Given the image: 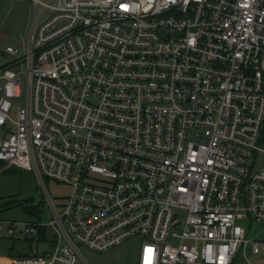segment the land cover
<instances>
[{
  "label": "built area",
  "instance_id": "2783aa9c",
  "mask_svg": "<svg viewBox=\"0 0 264 264\" xmlns=\"http://www.w3.org/2000/svg\"><path fill=\"white\" fill-rule=\"evenodd\" d=\"M31 1L0 68V162L37 174L53 219H0V238L31 243L11 264H78L79 244L135 236L138 264L264 257L246 224L264 222V0ZM45 179L70 187L60 210Z\"/></svg>",
  "mask_w": 264,
  "mask_h": 264
},
{
  "label": "rangeland",
  "instance_id": "374dc122",
  "mask_svg": "<svg viewBox=\"0 0 264 264\" xmlns=\"http://www.w3.org/2000/svg\"><path fill=\"white\" fill-rule=\"evenodd\" d=\"M34 16V4L31 0H0V68L6 63L14 60V56L7 53L4 49L7 46L22 51L23 42L27 39ZM3 65V66H2ZM15 68L17 71L25 69ZM21 95L12 97V113L15 115L20 107H25L27 102V73L20 72ZM3 81H0V85ZM2 92L0 91V96ZM13 133L10 126L0 127V134ZM193 134L190 135V138ZM262 159L260 155L259 163ZM46 187L50 192L58 210L65 202L70 193V187L53 179H45ZM31 208V212L25 210ZM38 212V215L33 212ZM44 222L53 219V211L47 199L44 187L34 171L21 169L15 165L0 162V219L11 221L38 220ZM245 223V221H244ZM250 230V235L264 240V222H258L251 218L246 221ZM47 230V234H51ZM141 237L135 236L124 241L122 244L106 251H95L84 245H78L81 252V261L78 264H138L141 245ZM15 242V250H24L28 246L26 242L14 240L10 236L0 238V252H8L9 247ZM255 264H264V257L251 256ZM240 264V263H237ZM242 264V263H241Z\"/></svg>",
  "mask_w": 264,
  "mask_h": 264
},
{
  "label": "crops",
  "instance_id": "0c3cea01",
  "mask_svg": "<svg viewBox=\"0 0 264 264\" xmlns=\"http://www.w3.org/2000/svg\"><path fill=\"white\" fill-rule=\"evenodd\" d=\"M4 136H6V132L0 134V139L2 137H4ZM49 232H51L50 235L47 234V232H46L45 235H44V239H40V237H39V239H40L39 242L38 241H34L32 243V245L35 244L41 250L44 249V248L49 247L51 245V243H53V231H52V229H50ZM14 240H16V239H14ZM15 244H16L15 242L12 243V245L9 247V251L7 253L6 252H4V253L0 252V264H11V259L13 257L19 256V255H22V254H27L30 251V249H31V243H29V242L25 243V245L28 246V247L26 249H24L23 251L20 250V249L15 250Z\"/></svg>",
  "mask_w": 264,
  "mask_h": 264
},
{
  "label": "trees",
  "instance_id": "16d2710c",
  "mask_svg": "<svg viewBox=\"0 0 264 264\" xmlns=\"http://www.w3.org/2000/svg\"><path fill=\"white\" fill-rule=\"evenodd\" d=\"M25 210H27V212H31V208H30V207H26ZM31 213H32V212H31ZM33 213H36L37 216H39L37 211H36V212H33ZM38 220H41V218L38 217ZM46 232H47V228H42V229H41L40 239H44V235H45ZM22 255H23V254H22Z\"/></svg>",
  "mask_w": 264,
  "mask_h": 264
}]
</instances>
